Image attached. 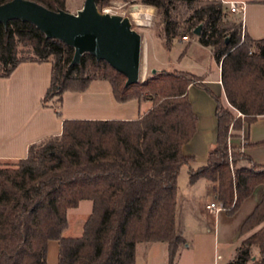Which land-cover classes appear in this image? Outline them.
Here are the masks:
<instances>
[{
    "label": "trees",
    "instance_id": "16d2710c",
    "mask_svg": "<svg viewBox=\"0 0 264 264\" xmlns=\"http://www.w3.org/2000/svg\"><path fill=\"white\" fill-rule=\"evenodd\" d=\"M10 0H0V5ZM67 10V0H33ZM101 9L110 0H96ZM157 9V35L171 50L177 38H197L211 47L221 67L228 104L190 71L162 68L126 86V76L105 60L85 53L72 64L75 49L47 38L34 24L0 22V77L25 61H50L45 106L61 104L68 91H86L106 80L119 102L147 99L152 108L135 120L65 119L62 134L29 147L17 161H0V264H47L51 240L60 245V264H136L143 242L168 245L169 264H177L187 240L177 226L178 178L193 156L183 147L198 130L189 97L191 85L216 102L218 138L206 164L190 171V184L204 177L214 202L235 213L264 185V163L244 148L264 145L232 141L264 115V38L244 31L221 0H140ZM202 24L200 35L194 30ZM20 46L28 47L27 57ZM58 113L61 112L58 110ZM93 201L79 236L66 237L68 211ZM235 257L226 264H264V194L241 227Z\"/></svg>",
    "mask_w": 264,
    "mask_h": 264
},
{
    "label": "crops",
    "instance_id": "0c3cea01",
    "mask_svg": "<svg viewBox=\"0 0 264 264\" xmlns=\"http://www.w3.org/2000/svg\"><path fill=\"white\" fill-rule=\"evenodd\" d=\"M84 1L85 0H82L80 2V5L77 6L76 11L83 6ZM221 1L225 3L228 9V3L230 1L244 4V11L242 13L244 18L246 15V24L244 26L245 33L256 40L264 38V0ZM251 6L255 8V11L254 14L251 13V16L249 17L248 13ZM151 8L154 7L151 6ZM244 18L243 22H245ZM181 40L186 42L189 40V37L182 38ZM145 42L146 38L143 35L142 61L146 57ZM160 46L161 48H164L162 41H160ZM203 47L209 49L213 55L211 47ZM147 53L148 58H150L149 47ZM155 60L156 62L158 61L160 63L161 68L165 67V65H163L166 62L165 60L163 61L161 58ZM216 65L218 68L217 77L213 79L206 78L205 83L216 94L226 98L221 81V67L217 62ZM52 71L53 66L50 61H25L20 63L10 76L0 77V161H17L19 159L25 158L28 155L29 147L32 144L40 142L50 136L62 134L63 122L65 119L135 120L142 117L153 106V102L147 99H132L127 102L117 101L112 92L110 83L107 82L109 85H101L100 87L96 88L90 87L86 91L82 92H66L61 103L62 112L59 114L55 105L45 106L42 103L43 97L51 84ZM192 90H201L207 92L205 89L197 85H191L189 88V97ZM207 93L212 98V100H208L209 109L211 110L212 108V114L210 113L208 115L210 116L209 119L204 117L206 114L202 110L200 112L195 107L193 100L190 98L194 110L198 115V130L190 142H188L183 147L184 154L194 157V160L191 162V164H187L189 166V178L191 169H197L206 164L211 149L214 148L217 143L218 120L216 116V102L213 96L209 92ZM197 96L201 97L202 94L197 91ZM200 108H203L202 102L200 103ZM244 132L245 142L241 140L242 143H246V141L253 143L264 141V115L259 116V118L250 126H246ZM244 150L249 153L255 161L264 163V145L247 147L244 148ZM202 187L207 190H209L211 187L210 181L204 177L198 179L194 184H192V189L195 190V192L191 194L195 195L199 188L201 189ZM263 194L264 185H260L233 214H229L227 210H221L218 212H211L208 210L207 204L214 201V195L212 193L206 194V197H211L210 199L206 198V202L200 201L198 206H193L190 210L183 208L181 216H179L181 232L183 231L182 229L186 230V222L192 219L202 227L204 225L209 226V224L213 222L216 225L219 224L220 226L223 221V225H225L223 229V235L225 237L224 241H234L236 246L235 251L230 254L231 258H229L226 253H223L222 251L220 252V250L218 251L217 246L219 243L216 237L214 241L215 255L213 260H211L207 257L208 251L205 239H200L197 243L194 239L186 237V235L182 232L187 240V243L180 250L177 264H226L231 261L235 257L237 247L240 244V232L242 224L254 211L255 207L262 199ZM71 209L68 211L69 224L64 230L63 234L67 230H72V232L76 233L75 236H79L83 232V226L86 219L79 222L80 228L79 224L76 223V225H74L71 221V216L76 214V212L70 211ZM219 226L218 232L220 234L221 231ZM161 248L164 252V261L169 264L168 245L165 243V245ZM59 255V241L51 240L48 246L47 264H60Z\"/></svg>",
    "mask_w": 264,
    "mask_h": 264
},
{
    "label": "rangeland",
    "instance_id": "374dc122",
    "mask_svg": "<svg viewBox=\"0 0 264 264\" xmlns=\"http://www.w3.org/2000/svg\"><path fill=\"white\" fill-rule=\"evenodd\" d=\"M82 0H68L67 10L70 12H75L77 6L80 5ZM135 7H140L142 9H149L151 5H145L140 3V0H110V2L104 5L100 10L104 11L105 9L111 8L113 13L122 14L124 16H129L133 22L134 28H136L139 32H141L145 38V55L146 57L142 61V76L141 80H145L147 77L153 74V69L161 70L160 63L155 59L165 60L166 62L164 68L170 69H178L184 71H190L192 73L205 76L207 79H213L217 77L218 68L215 62V59L211 53V51L207 48H204L197 40V38L189 37L188 41H182L180 38H177L174 41L173 47L171 50L161 48L160 39L157 35V24H158V15L157 9L151 8L152 10L147 13H143L140 19H137L134 16ZM153 7V6H152ZM255 8L251 6L249 11V17L251 13L254 14ZM145 15V16H144ZM232 17H235L239 20L244 18L243 13H231ZM141 20V21H140ZM244 26L246 24V15L244 18ZM148 47L150 48V58H148ZM29 48L25 46H20L21 56L27 57L29 53L27 52ZM104 81V82H101ZM106 80H94L90 87H100L101 85H109ZM197 91L202 94V96H197ZM190 98L193 100L195 107L201 112V110L206 114V119H209L208 116L212 112L209 109V101L212 100L211 96L201 90H192ZM224 104H228L226 98H224ZM209 100V101H208ZM202 102L203 108H200V103ZM57 109L61 111L62 104L55 105ZM212 114V113H211ZM244 130L241 132V137L233 138L232 141L242 140L245 142ZM189 166L186 164L182 167L181 174L179 176V202H178V227L180 228V219L181 212L183 208L187 210L192 209L193 206H198V203L206 202V198L210 199L211 197H206V194H211L210 188L209 190L205 188H199L198 192L195 195V190L192 189V185L189 181ZM208 191V193H207ZM70 211H75L76 214L71 216V221L74 225L79 224L80 221L85 220L93 211V201L89 199H84L80 202L77 207L72 208ZM82 221V222H83ZM214 221V219H213ZM218 223V220H217ZM224 222L216 225L214 222L209 224V226L204 225L203 227L195 222L193 219L186 222V230L182 229L183 233L188 238H192L195 242L201 239L206 240L207 245V257L213 260L215 255V246L214 241L217 237V241L219 245L217 246L218 251H222L226 253L229 258H231L230 254L235 251L236 243L225 242V237L223 235V225ZM217 226V227H216ZM218 226L220 227V234L218 232ZM217 233V235H216ZM76 233L72 232V230H67L64 233V236H75ZM216 235V236H215ZM164 242L152 243H139L138 244V254H137V264H167L164 261V252L162 251V246H164ZM228 258V257H227ZM226 260V259H225Z\"/></svg>",
    "mask_w": 264,
    "mask_h": 264
},
{
    "label": "water",
    "instance_id": "95a60500",
    "mask_svg": "<svg viewBox=\"0 0 264 264\" xmlns=\"http://www.w3.org/2000/svg\"><path fill=\"white\" fill-rule=\"evenodd\" d=\"M19 19L34 24L47 38L59 39L75 49L72 64L85 53L107 61L123 73L126 86L141 80L143 35L129 16L101 11L96 0H85L76 12L53 10L33 0H10L0 5V22ZM202 24L195 30L200 35ZM156 69H153V73Z\"/></svg>",
    "mask_w": 264,
    "mask_h": 264
},
{
    "label": "built area",
    "instance_id": "2783aa9c",
    "mask_svg": "<svg viewBox=\"0 0 264 264\" xmlns=\"http://www.w3.org/2000/svg\"><path fill=\"white\" fill-rule=\"evenodd\" d=\"M229 10L233 13H242L244 11V4L238 3L235 1H230L229 3ZM104 12H109L113 13L111 8L105 9ZM184 38H187L186 36ZM207 209L210 210L211 212H218L221 210H225L224 206L221 203L217 202H210L207 204Z\"/></svg>",
    "mask_w": 264,
    "mask_h": 264
},
{
    "label": "bare ground",
    "instance_id": "6f19581e",
    "mask_svg": "<svg viewBox=\"0 0 264 264\" xmlns=\"http://www.w3.org/2000/svg\"><path fill=\"white\" fill-rule=\"evenodd\" d=\"M152 9L149 8V9H142L140 7H135V12H134V16L137 18V19H140L141 18V15L143 13H147V12H150ZM145 16V15H144ZM141 21V20H140Z\"/></svg>",
    "mask_w": 264,
    "mask_h": 264
}]
</instances>
